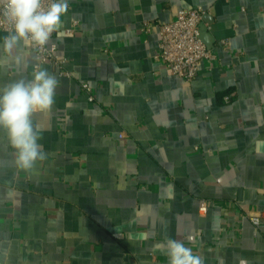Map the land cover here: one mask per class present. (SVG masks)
<instances>
[{
  "label": "crops",
  "instance_id": "1",
  "mask_svg": "<svg viewBox=\"0 0 264 264\" xmlns=\"http://www.w3.org/2000/svg\"><path fill=\"white\" fill-rule=\"evenodd\" d=\"M197 7L217 60L187 83L159 59L158 25ZM60 31L48 44L71 76L42 66L58 80L34 117L45 159L17 169L0 130V264H168V238L204 264H264L249 219L264 213V0H70ZM24 52L0 87L31 76Z\"/></svg>",
  "mask_w": 264,
  "mask_h": 264
},
{
  "label": "clouds",
  "instance_id": "2",
  "mask_svg": "<svg viewBox=\"0 0 264 264\" xmlns=\"http://www.w3.org/2000/svg\"><path fill=\"white\" fill-rule=\"evenodd\" d=\"M69 2L51 0L45 7L43 0H0V28L7 30L0 42V69L9 61L21 66L22 56L27 55L24 50L47 45L53 33L62 36V17ZM57 87L56 76L40 64L30 77L21 76L0 87V130L6 133L19 170L32 172L45 159L34 117L52 112ZM161 250L168 264H204L199 254L177 239H166Z\"/></svg>",
  "mask_w": 264,
  "mask_h": 264
},
{
  "label": "built area",
  "instance_id": "3",
  "mask_svg": "<svg viewBox=\"0 0 264 264\" xmlns=\"http://www.w3.org/2000/svg\"><path fill=\"white\" fill-rule=\"evenodd\" d=\"M50 2L51 0H43L45 7ZM205 15L206 11L199 7L181 9L171 22L158 25L160 33V53L158 57L174 75L181 77L187 83H191L196 79L203 61L217 60V55L207 47L202 38L201 26ZM77 24L75 22V26ZM151 30L149 25L145 23L143 31L150 33ZM0 31L7 33L5 28H0ZM72 33H74V29L67 31V34ZM54 35L55 33H53L52 37ZM221 44L227 49L229 45L228 39L222 40ZM32 50L36 55V64L41 66L48 64L54 70H59L60 74L71 76L70 73L64 71L65 60L60 57L57 45L47 44ZM82 88L88 100L93 102L95 100L94 87L89 83H83ZM230 98L227 96L225 100L229 102ZM212 204V201L208 199L200 200L199 210L202 216L207 215ZM249 219L253 226L258 228L264 219V213H251Z\"/></svg>",
  "mask_w": 264,
  "mask_h": 264
},
{
  "label": "water",
  "instance_id": "4",
  "mask_svg": "<svg viewBox=\"0 0 264 264\" xmlns=\"http://www.w3.org/2000/svg\"><path fill=\"white\" fill-rule=\"evenodd\" d=\"M201 29H202V38H203L205 35V33H204L205 29L202 26H201Z\"/></svg>",
  "mask_w": 264,
  "mask_h": 264
}]
</instances>
